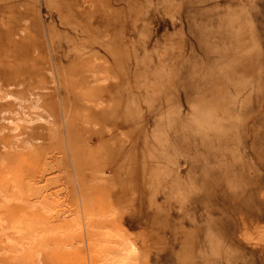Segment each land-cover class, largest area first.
<instances>
[{
    "label": "rangeland",
    "instance_id": "1",
    "mask_svg": "<svg viewBox=\"0 0 264 264\" xmlns=\"http://www.w3.org/2000/svg\"><path fill=\"white\" fill-rule=\"evenodd\" d=\"M112 240L264 264V0H0V264Z\"/></svg>",
    "mask_w": 264,
    "mask_h": 264
},
{
    "label": "bare ground",
    "instance_id": "2",
    "mask_svg": "<svg viewBox=\"0 0 264 264\" xmlns=\"http://www.w3.org/2000/svg\"><path fill=\"white\" fill-rule=\"evenodd\" d=\"M74 227L78 228V225L75 224ZM37 237L38 235L35 232L27 234L24 237V239L21 241L20 247L27 248L31 246L35 242ZM120 241H113L112 243L107 242V244L110 247V250L106 252L102 251L103 249L102 247H101L102 249H100L99 246L96 247L94 251L96 258H93L94 261L96 260V264H126L130 262L132 255L135 253V247L131 241H123V242ZM101 246H105V245H101Z\"/></svg>",
    "mask_w": 264,
    "mask_h": 264
}]
</instances>
